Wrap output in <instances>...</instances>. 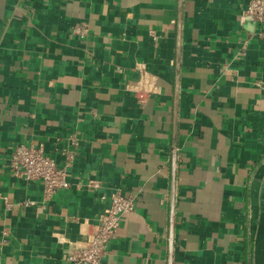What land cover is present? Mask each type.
Returning <instances> with one entry per match:
<instances>
[{
  "label": "crops",
  "instance_id": "0c3cea01",
  "mask_svg": "<svg viewBox=\"0 0 264 264\" xmlns=\"http://www.w3.org/2000/svg\"><path fill=\"white\" fill-rule=\"evenodd\" d=\"M247 2L0 0V264H72L116 190L136 206L99 264H264V22ZM142 70L159 93L132 90ZM73 133L69 188L11 173L15 145L61 162Z\"/></svg>",
  "mask_w": 264,
  "mask_h": 264
},
{
  "label": "built area",
  "instance_id": "2783aa9c",
  "mask_svg": "<svg viewBox=\"0 0 264 264\" xmlns=\"http://www.w3.org/2000/svg\"><path fill=\"white\" fill-rule=\"evenodd\" d=\"M242 13L251 17L258 25L262 24L264 0H248ZM131 87L136 94H157L160 90L156 77L145 70L141 71L138 81ZM67 140V148L59 151L62 156L61 162L56 156L47 152L43 143L15 145L8 160L11 173L27 181H40L43 184L45 196H51L60 189L69 188V170L75 163L80 135L73 133ZM1 172L0 167V177ZM90 186L95 189L98 187L95 181H91ZM110 200L109 207L99 214L88 242L69 252L68 260L72 264H99L109 253V243L118 235L124 216L135 210L136 196L134 194L116 190L111 194ZM3 234L6 237L8 232L4 231Z\"/></svg>",
  "mask_w": 264,
  "mask_h": 264
}]
</instances>
